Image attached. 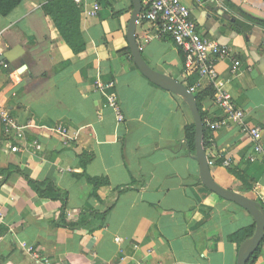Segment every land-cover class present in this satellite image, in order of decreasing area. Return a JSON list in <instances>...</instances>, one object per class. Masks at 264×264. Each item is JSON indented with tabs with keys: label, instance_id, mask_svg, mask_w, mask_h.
<instances>
[{
	"label": "crops",
	"instance_id": "obj_1",
	"mask_svg": "<svg viewBox=\"0 0 264 264\" xmlns=\"http://www.w3.org/2000/svg\"><path fill=\"white\" fill-rule=\"evenodd\" d=\"M181 2L197 32L240 61L236 76L230 60L217 61L214 92L226 90L245 122L260 126L264 148V0ZM44 3L22 0L0 15V109L24 126L17 137L0 121V264H34L29 247L54 264H237L249 238L237 233L255 229L254 218L201 183L186 140L187 104L141 74L131 56L132 1L83 0L78 53ZM154 33L149 22L137 23V46L153 36L140 51L146 63L192 85L181 50ZM97 81H113L122 123ZM200 103L204 121L224 116L212 95ZM205 152L217 184L264 209V160L237 124L211 131ZM46 182L55 191L40 195L34 183ZM254 264H264V241Z\"/></svg>",
	"mask_w": 264,
	"mask_h": 264
},
{
	"label": "built area",
	"instance_id": "obj_2",
	"mask_svg": "<svg viewBox=\"0 0 264 264\" xmlns=\"http://www.w3.org/2000/svg\"><path fill=\"white\" fill-rule=\"evenodd\" d=\"M78 6L83 4V0H73ZM208 1V0H198ZM98 3H95L93 9L88 11L90 15L95 16L98 10ZM145 20L155 27L154 37H169L174 44L181 50L184 56V75L194 79L189 91L192 93L198 86L201 77H207L214 85L217 79L216 63L220 60L228 59L231 62L230 74L236 76L240 69L239 60L231 58V51L228 46L219 44L215 40L201 36L196 25L190 16V10L181 0H144V9L138 17V21ZM152 35L145 34L139 44L141 51L146 43L152 38ZM113 81H97L96 90L101 92L106 99V104L112 108L115 113L117 123L124 120L120 104L116 98V93L112 90ZM213 102L219 108L224 116L216 120H205V127L211 131L222 127H227L229 123H235L240 130L247 134L253 142L254 150L262 156L264 160V148L261 141V128L258 125L250 126L245 122L244 112L237 107L231 95L221 87L215 89ZM0 121L6 131H14L17 137H22L24 126L18 124L15 119L3 109H0ZM54 131L62 138H68L67 130L64 127H57ZM17 150L16 147H13ZM211 164V162H209ZM228 161L224 160L223 165L228 166ZM0 215V221H1ZM34 259V264H54L48 257L42 255L33 248L26 249Z\"/></svg>",
	"mask_w": 264,
	"mask_h": 264
},
{
	"label": "water",
	"instance_id": "obj_3",
	"mask_svg": "<svg viewBox=\"0 0 264 264\" xmlns=\"http://www.w3.org/2000/svg\"><path fill=\"white\" fill-rule=\"evenodd\" d=\"M133 4V10L131 13L130 22L127 29V40L129 44V49L131 56L138 70L146 78H148L155 85L168 90L174 94H177L183 98L187 104L194 124V142H195V159L199 165V178L201 183L210 191L216 195L231 201L240 207L244 208L255 221V229L253 234L247 238L239 247L237 264H246L250 256L256 251V249L261 245L264 237V209L260 203L251 199L247 196H244L241 193L226 189L215 182L213 179L209 162L205 149L202 145V136H203V121L199 108L196 102L194 94L188 90L181 82L164 75L154 69H152L142 57L141 52L138 49L136 43V25L138 21V15L142 9L141 0H131ZM4 57L1 56L0 60H3ZM6 62V61H5Z\"/></svg>",
	"mask_w": 264,
	"mask_h": 264
},
{
	"label": "trees",
	"instance_id": "obj_4",
	"mask_svg": "<svg viewBox=\"0 0 264 264\" xmlns=\"http://www.w3.org/2000/svg\"><path fill=\"white\" fill-rule=\"evenodd\" d=\"M22 0H0V15L7 14L12 8L17 6ZM43 4V12L45 15L49 16L56 29L59 31L62 38L65 40L66 44L71 48L74 53H78L85 48V43L83 42L80 35V6L74 3L73 0H44ZM260 23H264L263 21H259ZM191 83L188 80V83H185L187 88H190ZM196 102L199 108V112L203 121V136H202V145L204 149H207L210 144L211 139V131L205 127V122L203 120V112L201 110V100L205 96H213L214 87L213 83L207 79L205 83L199 84L197 89L193 92ZM194 124H188L185 129L186 140L190 149H195L194 142ZM85 158H83V162ZM26 179V178H25ZM238 179H240L243 183L244 180L238 175ZM30 184L32 182L26 179ZM37 187L40 195L45 194V192L55 191V187L51 182L46 183H34ZM246 188L245 190H249ZM62 200L65 198L62 196ZM254 231V225L250 228L243 230L237 234H243L245 237H250ZM264 241V237L262 242ZM261 246V245H260ZM260 246L256 249V251L250 256L249 260L246 264H254V261L259 253Z\"/></svg>",
	"mask_w": 264,
	"mask_h": 264
}]
</instances>
